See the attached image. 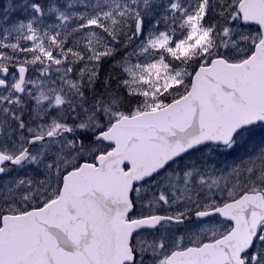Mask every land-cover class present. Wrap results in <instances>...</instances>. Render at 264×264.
<instances>
[{
	"label": "snow or ice",
	"instance_id": "6c2138e0",
	"mask_svg": "<svg viewBox=\"0 0 264 264\" xmlns=\"http://www.w3.org/2000/svg\"><path fill=\"white\" fill-rule=\"evenodd\" d=\"M0 264H264V0H6Z\"/></svg>",
	"mask_w": 264,
	"mask_h": 264
},
{
	"label": "trees",
	"instance_id": "16d2710c",
	"mask_svg": "<svg viewBox=\"0 0 264 264\" xmlns=\"http://www.w3.org/2000/svg\"><path fill=\"white\" fill-rule=\"evenodd\" d=\"M5 4H6V0H0V12L3 11Z\"/></svg>",
	"mask_w": 264,
	"mask_h": 264
}]
</instances>
